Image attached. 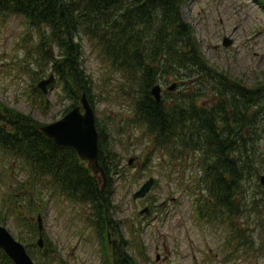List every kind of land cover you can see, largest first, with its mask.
<instances>
[{
    "label": "trees",
    "instance_id": "1",
    "mask_svg": "<svg viewBox=\"0 0 264 264\" xmlns=\"http://www.w3.org/2000/svg\"><path fill=\"white\" fill-rule=\"evenodd\" d=\"M259 1L264 7V0ZM180 5L181 0H0V21L20 16L35 29L39 59L46 69L50 64L71 102L63 115L83 91L91 101L92 80L81 66V40L90 44L103 70L117 76L118 93L134 96L130 134L136 133L152 152L168 154L163 166L180 159L196 168L195 177L180 181L192 198L193 216L200 225L217 230L221 264H237L240 256L255 250L251 230L239 218L248 216L246 178L256 175L264 155V79L250 87L211 64L193 27L182 18ZM41 62L36 71L44 69ZM170 78L175 88L177 82L183 86L179 97L169 101L164 93H172L166 91L155 102L151 87ZM40 125L30 114L0 102V188L12 217L28 222L27 216L48 199L87 207L85 221L101 245L107 233L111 235V243L107 238V246H102L109 255L101 264H137L130 250L139 246L136 236L126 237L114 217L111 182L118 155L106 148L103 127L96 121L98 159L107 176L101 192L99 175L73 148L43 135ZM191 151L197 156L188 157ZM260 164L264 167L263 161ZM6 220L0 214L2 225ZM26 227L31 243L38 228L30 222ZM0 264H13L1 250Z\"/></svg>",
    "mask_w": 264,
    "mask_h": 264
},
{
    "label": "rangeland",
    "instance_id": "2",
    "mask_svg": "<svg viewBox=\"0 0 264 264\" xmlns=\"http://www.w3.org/2000/svg\"><path fill=\"white\" fill-rule=\"evenodd\" d=\"M180 9L211 64L250 87L264 79V7L259 0H181ZM224 36L232 39L231 45H222ZM81 42V66L85 76L92 80L91 101L88 100L96 121L103 127L106 148L118 155L111 182L112 203L117 205L114 217L126 237L136 236L139 246L130 250L137 264H221V238L217 230L200 225L195 219L192 198L184 189L185 183H180L195 177L196 168L180 159L172 161L170 167L163 166L161 160H168V154L152 152L148 143L134 137L136 133L130 134L128 121L133 116L134 96L118 93L117 76L106 71L107 68L105 72L90 44L84 38ZM49 49L57 53L54 47ZM40 51L37 33L24 18L11 16L0 21V102L47 124L62 117L71 102L55 75L46 94L36 87L39 80L52 73L50 64L46 69V63L39 59ZM39 62L44 69L36 71ZM172 82L175 80L171 78L159 82L163 93ZM181 88L183 86L177 82V88L169 92L171 95L164 93V98L177 99ZM75 104H79V99ZM261 143L260 152L264 154V138ZM189 155L194 157L197 153L191 151ZM130 156H135V160L128 165ZM261 161L264 162V155L256 164L259 167L256 175L246 178L244 204H247L248 216L244 214L239 218V222L249 226L255 250L240 256L237 264H264V177L260 181L264 167ZM149 176L155 178L150 191L144 198L132 199V193ZM98 180L101 185L100 176ZM3 196L1 187L0 214L7 217L5 227L26 247L35 264H101L102 257L109 255L102 246H107L111 235L105 237L101 245L85 221L89 213L87 207L85 211L83 206L68 205L60 198L48 199L43 208L27 216L31 226L38 228L40 224L41 227L45 249L38 251L39 233L28 243V222L22 217L17 220L12 217L8 199L3 200ZM144 207L149 211L140 214Z\"/></svg>",
    "mask_w": 264,
    "mask_h": 264
},
{
    "label": "water",
    "instance_id": "3",
    "mask_svg": "<svg viewBox=\"0 0 264 264\" xmlns=\"http://www.w3.org/2000/svg\"><path fill=\"white\" fill-rule=\"evenodd\" d=\"M231 44L232 39L224 36L222 45L229 46ZM53 80L54 74L50 73L47 78L41 79L37 82V87L46 94L47 86L53 82ZM174 88L175 82L167 86L166 90L172 91ZM150 93L155 102H159L162 96L161 86L159 84H154L150 89ZM39 130L53 143L73 148L77 156L81 160L86 161L87 166L91 169L92 173L100 176L102 179L100 190L103 192L107 183V176L98 159V131L95 124L94 110L84 91L81 93L79 105L73 107L59 119L40 125ZM133 161L134 157H130L127 163L131 165ZM263 177V175L260 176L261 182ZM153 183L154 178L152 176L147 178L141 186L133 192L132 198H143L150 190ZM144 212H147V208L140 211V213ZM37 219L39 222L40 216H38ZM38 228L39 232H41L40 224ZM37 243L39 247H42L43 243L41 234L39 235ZM0 249L4 251L13 264H34L23 244L16 240L7 228L1 224Z\"/></svg>",
    "mask_w": 264,
    "mask_h": 264
},
{
    "label": "bare ground",
    "instance_id": "4",
    "mask_svg": "<svg viewBox=\"0 0 264 264\" xmlns=\"http://www.w3.org/2000/svg\"><path fill=\"white\" fill-rule=\"evenodd\" d=\"M39 211V210H38Z\"/></svg>",
    "mask_w": 264,
    "mask_h": 264
}]
</instances>
